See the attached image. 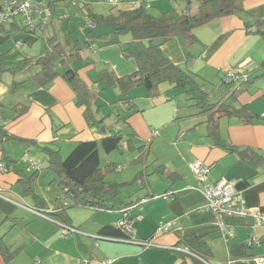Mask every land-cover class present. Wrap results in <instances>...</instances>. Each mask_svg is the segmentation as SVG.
<instances>
[{
	"label": "crops",
	"instance_id": "1",
	"mask_svg": "<svg viewBox=\"0 0 264 264\" xmlns=\"http://www.w3.org/2000/svg\"><path fill=\"white\" fill-rule=\"evenodd\" d=\"M156 1L120 0L127 5L123 8L138 3L159 7ZM160 1H163L161 6L164 8L159 11L172 8L165 7L166 0ZM80 2L93 7L99 0ZM244 7L253 10V17H264V0H245ZM74 10V21L65 23L57 14L48 21L52 32H46L47 26L45 33L48 36L55 34L62 41L91 39L92 36L85 34L87 29L81 27L82 11ZM109 10L98 13L106 14ZM247 19L252 20V17ZM244 20V16L238 15L215 19L194 30L196 40L193 43L186 36L177 35L163 43L161 48L173 63L187 68L204 81H214L243 59H251L264 68V57L258 61L251 54L255 43L263 37L247 33ZM78 30L84 31V36ZM93 32L100 37L93 41L91 48L82 45L79 59L72 67L78 70L91 90L99 92L104 85L96 80V71L107 64L116 75L131 73L135 68L134 59L125 57L122 49L136 51L137 46L130 36L112 35L108 27L94 28ZM10 48L4 47L1 55L14 56L20 49L14 43ZM6 49L13 52L4 51ZM20 54L18 60L32 57L23 51ZM6 66L11 69L4 72L0 80V123L9 134L26 141L1 140L0 157L4 149L26 172L28 168L31 172L33 166L40 168L33 189L47 204L42 211L45 217L22 206L33 208V200L20 192L19 175L7 169L0 160L3 165L0 167V193L3 195L0 196V235L11 250L20 248L11 264H194L196 255L179 242L180 236L186 234L203 236L208 242L210 253L206 260L199 259L201 264H254L253 257L264 255V229L253 228L251 219L231 221L232 237L216 226V214L203 209L206 197L195 187L196 178L189 166L194 160L208 165L210 182L225 179L238 183L247 179L248 185L242 188L245 206L250 210H264V119L261 118L264 113V76L237 95V102L247 104L257 117L250 123L237 117H222L219 121L224 139L233 146L248 148L261 155L258 159L253 154V164L241 160L235 152L213 145L206 136L204 124H198L196 116L178 119L186 114L185 109L178 108V90H168V85L162 84L160 95L151 98L146 96L145 90L132 89L129 94L138 111L126 123L120 124L125 133H134L133 141L136 139L147 144L148 156L152 153L150 161L148 156L144 159V168L151 166V173L160 175L155 172V166L163 165L168 178L161 176L162 186L157 188L145 177L142 182L147 187L143 191L135 197L131 193H126L128 195L123 199L120 197L122 202H131L128 211L136 216L130 222V233L117 224L121 212L82 206L67 209L70 227L75 230L71 231L50 218L62 191L52 182L55 175L43 169L47 161L40 146L51 144L61 156H65L77 141L99 139L108 135L113 126L120 127L112 123L113 116L98 126L89 127L83 116V107L76 105L75 93L60 76L39 87L30 80L34 69ZM105 90L102 91V103L106 107L116 101L120 93L115 91L112 93L114 99L107 100ZM23 106L27 107L26 110L18 115ZM105 107L103 111L109 109ZM165 191H173V199L149 195ZM142 197L148 199L138 201ZM164 226L167 229H163ZM251 236H257L260 242L249 245L247 239ZM180 252L185 254L183 259Z\"/></svg>",
	"mask_w": 264,
	"mask_h": 264
},
{
	"label": "trees",
	"instance_id": "2",
	"mask_svg": "<svg viewBox=\"0 0 264 264\" xmlns=\"http://www.w3.org/2000/svg\"><path fill=\"white\" fill-rule=\"evenodd\" d=\"M75 1L50 0L48 2L52 10L51 18L57 16L56 8L62 4L65 5L66 10L60 16L66 18L67 21H74L73 13L67 10L68 5L72 4L76 9L82 11L81 26L87 29L86 36H92L91 39H85L83 42L77 38L71 41H62L55 34L48 36L45 33L48 22L42 30H29L17 18L0 24V33H10L17 29L35 34L37 38L42 36L45 39L47 47L45 53L28 58L29 65L26 66L27 69H34L32 66H36V70L30 75V80L37 86L44 87L55 77L60 76L75 93L76 105L83 107V116L87 125L95 127L109 116H113L115 121L126 123L127 119L138 111L129 94V91L135 87H143L146 96L153 98L160 95V86L167 84L168 90H178L176 100L180 104L178 108L186 111V114L178 116V119L196 116L199 118L197 123L204 124L206 136L213 145L237 153L241 160L250 164H253V154L258 159L261 158L260 154L248 148L233 146L224 139L220 134L219 121L222 117H237L244 123H250L254 117H257L250 111L247 104L237 102V95L256 79L263 77L264 72L261 70L264 71V68L249 59L244 67L236 70L235 67L238 62L229 68L233 69L235 78L226 80L229 69L225 70L223 74H220L217 81H209L211 88L207 89L199 81L197 74L173 63L161 48L163 43L177 35H184L190 40V43H193L196 40L195 29L228 15L244 16L247 33L258 36L264 35V17H253V10H247L244 7L245 0H176L183 5L180 10L171 8L157 13L150 12V7L143 3H138L136 6L129 5L128 8H118L117 5L121 3L119 0L116 5L110 4L112 7L106 14L95 12L88 3L79 4ZM248 17H252V20H248ZM62 18L59 19L62 20ZM89 24H92V27ZM100 27L110 28L112 35H129L136 43L137 50L122 49L124 56L133 58L135 62V68L129 74L116 75L107 64H103L96 71V80L104 86L99 92H94L82 80L78 70L73 68L72 64L79 59L82 45H88L91 48L93 41L100 37L95 36L93 32L94 28ZM14 45L19 48L21 46L20 40L16 39ZM73 57L74 60L71 61L70 59ZM10 69L0 60V80L2 74L10 71ZM113 87L118 89L120 97L109 103L111 106H108L111 107V110L103 111L104 103L96 105L94 100L97 96H102L104 89ZM182 101L185 104H182ZM115 104L121 108V111L116 112L112 109L116 108ZM26 108L23 106L18 111V115L23 113ZM261 118H263L262 115ZM123 130L121 127L117 129L113 126L108 135L104 137L77 141L65 157H62L59 150L52 147L51 144L40 146L47 161L43 169L46 173L55 175L52 182H55L62 191V197L56 201L54 210L50 212V218L70 229L67 209L71 206L117 210L121 212L120 218L124 217V213L126 214L125 217L129 223L136 217L128 211L127 206L131 202H122L120 198L121 186L131 184L136 180L132 179V181L121 183L107 180L106 174L115 170L117 163L111 161L103 163L104 160L101 157V153L108 154L114 150H120L122 140L125 139L127 147H133L139 152L133 162L141 163L144 161L145 152L148 151L147 144L140 143L135 146L133 143L134 133L126 132L124 134ZM10 139L26 141L24 138L9 134L4 130V125L0 123V141ZM0 160L7 169L19 175L18 182L22 186V194L31 197L33 200L34 206L31 209L44 215L42 211L47 204L44 198L33 189V183L39 176L40 168L35 166L31 172L27 173L17 165L16 161L4 149L1 152ZM155 172L164 175V166H155ZM235 185L238 189H242L248 185V180H241ZM146 187L147 185L143 181L139 189ZM149 195L154 196L156 194L150 193ZM179 242L196 255L194 264H201L199 259L206 260L210 253L209 244L203 236L186 234L180 236ZM18 249L20 248L11 250L5 243L3 236L0 235L2 264H11ZM184 256L185 254L180 252L182 259ZM182 264L185 263L182 262Z\"/></svg>",
	"mask_w": 264,
	"mask_h": 264
},
{
	"label": "built area",
	"instance_id": "3",
	"mask_svg": "<svg viewBox=\"0 0 264 264\" xmlns=\"http://www.w3.org/2000/svg\"><path fill=\"white\" fill-rule=\"evenodd\" d=\"M50 0H1L0 2V24H4L7 21L17 18L24 24L29 30H42L46 26V23L52 16V10L49 6ZM111 5H116L119 0H106ZM137 4H131L136 6ZM92 27V24H89ZM19 45V43H16ZM249 62V59H244L239 62L235 69L239 70ZM235 70V71H236ZM235 78L233 69L227 71L226 80ZM264 118V113L262 114ZM3 165L0 164V167ZM194 176L196 178L195 187L199 188L206 197V205L203 209L211 210L216 214L215 224L219 229H224L226 234L230 237L233 233L230 231V223L233 220H243L249 218L252 220V227L264 229V210H250L245 206L242 189H238L234 181L221 179L216 182L208 181V173L210 167L200 160H194L189 164ZM35 167V166H33ZM1 191V190H0ZM0 196H3L0 193ZM160 196L162 198L173 199V191H168L161 195H154L152 197ZM148 197L140 199L144 202ZM31 212L44 216L40 212L31 209L28 206L22 205ZM120 218L117 222L119 227L126 229L129 233L132 231L130 223L127 217ZM163 229H167L164 226ZM69 230L75 231L73 228ZM260 239L257 236H251L247 239V243L258 244ZM254 264H264V255L253 257Z\"/></svg>",
	"mask_w": 264,
	"mask_h": 264
},
{
	"label": "rangeland",
	"instance_id": "4",
	"mask_svg": "<svg viewBox=\"0 0 264 264\" xmlns=\"http://www.w3.org/2000/svg\"><path fill=\"white\" fill-rule=\"evenodd\" d=\"M0 2H1V0H0ZM75 2L78 3L79 0H76ZM156 2L158 3L159 7H157L154 4L153 6H151L149 8L150 12H152V13H157L160 9L164 8L163 6H161V2H163V1L157 0ZM164 2H166L165 3L166 4L165 7H167V8L168 7H172V8H175L177 10H180L181 7L183 6L180 2H177L176 0H166ZM80 3H83V2H80ZM124 6L127 7V5L122 4V3L117 5V7H119V8H123ZM110 7H112V6L109 3H107L105 0L104 1L103 0H99L98 4L97 3L93 4V9L95 11H97V12H107L110 9ZM74 9H76V8L72 4L67 6V10L70 13H74L75 14L76 11ZM114 9H116V8H114ZM168 9H170V8H168ZM65 10H66V7L63 4V5H60V6H58L56 8V13L59 14V15H62ZM73 10H74V12H72ZM53 19H55V21L59 20L57 18H53ZM63 20H64L65 23L67 22L66 18H63L62 21ZM56 29L58 30L59 27L57 26ZM46 32H52V27H49L46 30ZM78 32L80 33L81 36L84 34L83 33L84 31L78 30ZM127 36H129V35H127ZM260 37H263V39L260 42H256L255 45H254L253 50L251 51L252 57H254V59H256L258 61L264 57V35H262ZM16 39H19L20 42H21V46L19 47L20 49L18 51H16L17 52L16 55L12 56V55H8L7 53L1 55L2 61L6 65H8L10 67L17 68V67H26V66L29 65L28 59L25 60V61L17 59V57L19 55H21L20 54L21 51H23L24 53H26L28 55H31V56H37L40 53H44L45 50H46L45 39L42 36L37 38L35 34H31V33L25 32L23 30H17V29L11 31L10 33H0V49H1V45H3L2 49L4 47H6V46H8V49H9L11 44H13ZM22 40H24V42H22ZM2 49H1L0 53H4L2 51ZM4 51H10L11 53L13 52V50H7V49L4 50ZM3 56H4V58H2ZM32 67L34 68V71H35L36 70V66L33 65ZM26 68H28V67H26ZM207 79H209V78H207ZM217 79L218 78H214L213 80L217 81ZM199 81L204 84L205 88H207V89L211 88V85H210L209 81H207V80L204 81L202 79L199 80ZM135 89L144 90V88L140 87V86L139 87H135ZM115 91L118 92V89H116L114 87L113 88H106L105 94H104L107 97L106 99L107 100L114 99L112 93H114ZM103 98L104 97H102V96L100 98H96L94 100V103H99L100 101L102 103L104 101ZM182 104H185V102L182 101ZM105 108L106 109L109 108L108 110H111V107H109V106H106ZM112 109H116V111H121L120 110L121 108L118 105L116 106V108H112ZM195 121H197V118H196ZM114 122H116V125L118 127L123 128V126L120 124L121 121H115V120L112 121L113 124H114ZM124 134H125V131H124ZM133 143H134L135 146H138L141 143V141L137 142V140L135 139V141H133ZM138 153L139 152L135 148L127 147L125 145V139L122 140V144H121L120 150H114V151H112V152H110L108 154L101 153L102 160H104L103 163L109 162V161L117 163L116 169L111 171V172H108L106 174L105 178L107 180H114V181H117V182H120V183L121 182H126V181L127 182L128 181H132V179H135L137 181V182L136 181L131 182V184H124V185L121 186L122 193H121L120 197L122 199L124 198V195H128V194L131 193L132 197H135V195L138 192L143 191L144 190L143 188L142 189H139V188L142 185L141 180H143L145 177L148 178V180L152 181V184L154 186H156L157 188L162 186V182L163 181H162L161 176H163V177L165 176L166 179L168 178L165 174L164 175L163 174L157 175L155 173L152 174L151 171H152L153 167L148 166V167L144 168L143 162H141V163L133 162V160L137 157ZM145 154H146L145 157H147L148 156V152L147 153L145 152ZM65 156H62V157H65ZM151 158H152V153L148 156V161H150ZM37 160H38V158H37ZM37 160H36V162H38ZM22 165H25V164H22ZM26 167H27V165H26ZM146 169H147V171H146ZM29 170H30V168H28L27 172H29ZM20 192H22V187L21 186H20ZM126 193H128V194H126Z\"/></svg>",
	"mask_w": 264,
	"mask_h": 264
},
{
	"label": "water",
	"instance_id": "5",
	"mask_svg": "<svg viewBox=\"0 0 264 264\" xmlns=\"http://www.w3.org/2000/svg\"><path fill=\"white\" fill-rule=\"evenodd\" d=\"M96 239H97V237H96Z\"/></svg>",
	"mask_w": 264,
	"mask_h": 264
}]
</instances>
